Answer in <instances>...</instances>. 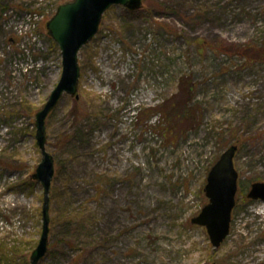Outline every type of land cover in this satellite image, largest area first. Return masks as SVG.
<instances>
[{"label": "rangeland", "instance_id": "rangeland-1", "mask_svg": "<svg viewBox=\"0 0 264 264\" xmlns=\"http://www.w3.org/2000/svg\"><path fill=\"white\" fill-rule=\"evenodd\" d=\"M66 1L0 0V264H30L42 230L34 119L62 68L45 23ZM29 15L34 42L17 34ZM78 55L77 97L45 119L54 171L37 264H264V200L247 197L264 181V0L112 4ZM234 143L235 205L214 248L190 219Z\"/></svg>", "mask_w": 264, "mask_h": 264}, {"label": "water", "instance_id": "water-1", "mask_svg": "<svg viewBox=\"0 0 264 264\" xmlns=\"http://www.w3.org/2000/svg\"><path fill=\"white\" fill-rule=\"evenodd\" d=\"M141 2L142 0H67L56 6L54 14L45 23L48 34L59 45L62 68L59 80L52 87L47 100L35 113L34 119L35 140L42 158L33 175L43 186V208L42 230L30 254V264H37L46 255L49 243V191L54 163L53 156L46 149L45 119L63 93L77 97V84L80 78L78 52L97 33L100 19L106 9L112 4H122L128 9H134L138 8ZM237 148L238 145L235 143L226 147L208 171L204 188L209 202L190 219L192 223L205 227L214 248L223 242L230 231L231 212L238 189V172L234 165ZM247 197L264 200V181L252 182Z\"/></svg>", "mask_w": 264, "mask_h": 264}, {"label": "built area", "instance_id": "built-area-1", "mask_svg": "<svg viewBox=\"0 0 264 264\" xmlns=\"http://www.w3.org/2000/svg\"><path fill=\"white\" fill-rule=\"evenodd\" d=\"M32 17V15H29V17H27V21H25V23L21 26H19V28L17 29V34L19 36H22L23 38H28L30 41L33 40V42L36 40L37 35H35V25H32L30 22V18ZM24 44L22 43L21 46L25 48V46H23ZM25 51H29V48L26 47ZM1 93V92H0ZM0 105H1V101H0Z\"/></svg>", "mask_w": 264, "mask_h": 264}, {"label": "trees", "instance_id": "trees-1", "mask_svg": "<svg viewBox=\"0 0 264 264\" xmlns=\"http://www.w3.org/2000/svg\"><path fill=\"white\" fill-rule=\"evenodd\" d=\"M66 216V217H65ZM65 216L62 215V218L58 217V220L60 221L61 219L64 220L65 222V227H69L70 228V225L73 223V221L76 220L77 216L76 214H74L72 211H67L66 210V214ZM56 219H54L53 221L55 222ZM78 226L79 224L82 226V227H87L84 223L82 224L81 222L80 223H77ZM80 226V227H81Z\"/></svg>", "mask_w": 264, "mask_h": 264}]
</instances>
